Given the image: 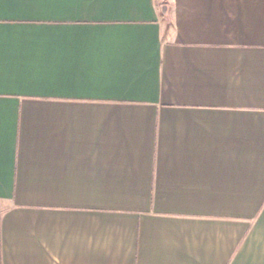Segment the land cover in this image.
<instances>
[{
  "label": "crops",
  "instance_id": "crops-1",
  "mask_svg": "<svg viewBox=\"0 0 264 264\" xmlns=\"http://www.w3.org/2000/svg\"><path fill=\"white\" fill-rule=\"evenodd\" d=\"M0 264H264V0H0Z\"/></svg>",
  "mask_w": 264,
  "mask_h": 264
}]
</instances>
